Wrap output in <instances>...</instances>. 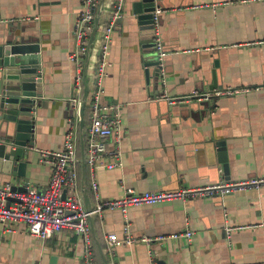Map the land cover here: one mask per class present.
I'll use <instances>...</instances> for the list:
<instances>
[{
    "label": "crops",
    "instance_id": "0c3cea01",
    "mask_svg": "<svg viewBox=\"0 0 264 264\" xmlns=\"http://www.w3.org/2000/svg\"><path fill=\"white\" fill-rule=\"evenodd\" d=\"M114 1L100 0L101 23L87 73L86 135L97 89L95 68ZM137 1L126 0L103 80L104 103L121 106L123 166L97 170L99 198L89 167H78L93 207L124 196L128 189L172 191L263 175L264 1L161 0L159 32L168 55L160 76L156 66L147 65L157 53L151 54L153 48L144 42ZM82 11L81 0H0V41L13 32L41 48L36 54L47 105L37 109L34 147L60 149L71 121L78 130L81 158L80 104L73 101L80 69L69 56L79 48L76 22ZM228 87L248 90L210 101L171 104L160 98L165 92L183 97ZM4 132L0 113V139ZM34 147L28 157L29 180L22 185L42 188L49 183L51 167ZM0 174L3 183L14 182L12 175ZM127 217L138 240L107 251L109 233L125 238ZM127 217L118 209L93 216L97 264H264V187L131 206ZM229 225L238 227L230 239ZM187 230L194 231L191 240L173 237ZM144 235L157 239L139 240ZM84 255V242L70 230L41 241L24 223L0 221V264H86Z\"/></svg>",
    "mask_w": 264,
    "mask_h": 264
},
{
    "label": "built area",
    "instance_id": "2783aa9c",
    "mask_svg": "<svg viewBox=\"0 0 264 264\" xmlns=\"http://www.w3.org/2000/svg\"><path fill=\"white\" fill-rule=\"evenodd\" d=\"M264 1V0H262ZM100 0H81L83 11L76 22V36L78 40V51L72 53L69 58L78 63L80 71L76 77L75 89L77 97L73 98L75 104H80L84 92L83 84V62L88 51V40L94 25L95 16ZM126 0H115L113 10L104 31V42L100 54L97 73V89L92 103L90 123L87 127V166L92 175V185L97 197L99 185L96 179V172L99 168L105 167L114 169L123 166L122 156V132L121 121L122 112L120 105H110L103 101L104 86L103 80L109 65V55L112 46V35L119 21L124 16ZM164 12L162 7L156 8L154 12V23L156 26V48L159 60L161 75H164L165 58L168 52L159 32L161 15ZM163 83H167L165 77ZM248 89L226 88L225 90L194 92L190 96L172 97L167 92L161 96L171 104L184 103L192 99L199 101H210L216 96L233 95ZM63 146L57 150H48L34 147L40 153V160L51 167L50 180L47 186L33 188L28 186L26 191H13L12 182L3 183L0 174V221L2 224L8 222H21L26 224L31 236L38 240L45 241L64 230H70L82 239L85 244L84 259L86 264H97L94 258L93 238L91 227V215L102 214L104 210H121L127 217L131 206L153 204L175 199L187 201L194 197L221 195L227 196L237 192L245 191L249 188L264 187V174L247 180L227 181L221 180L215 184L198 186L191 188H181L172 191H145L137 192L128 189L126 194L117 199L107 200L98 204L93 211H88L83 203L81 195V184L79 176V156L77 128L70 121ZM237 226H227V236L230 239L232 232L237 230ZM125 238H121L117 233L107 235V251L113 252L114 246L124 243L133 246L138 238L131 234V224L128 221L124 226ZM194 235L193 230L185 233L173 235V237L185 236L189 240ZM157 238L142 236L139 240L151 243Z\"/></svg>",
    "mask_w": 264,
    "mask_h": 264
},
{
    "label": "water",
    "instance_id": "95a60500",
    "mask_svg": "<svg viewBox=\"0 0 264 264\" xmlns=\"http://www.w3.org/2000/svg\"><path fill=\"white\" fill-rule=\"evenodd\" d=\"M161 0H138L135 2V12L143 25L144 42L151 45V54L157 53L155 38L156 26L154 12L162 7ZM101 2L99 4L93 28L88 40V51L83 72L84 95L80 103L82 124L80 163L87 167V143L84 110L87 98L90 94L88 83L89 55L93 49L94 40L101 23ZM102 50V48H101ZM101 50L99 55L101 54ZM41 51L39 43L25 42L18 38L16 33H9L8 37L0 41V113L4 120V134L0 139V171L12 175L13 191H26L28 186L22 182L28 177V157L35 146V125L39 104L47 105L42 87V74L40 57L36 53ZM99 65V62H98ZM148 66H156V72L160 76L158 56L156 60L149 62ZM98 73V66L95 68ZM161 98V97H160ZM225 167L228 168L227 159ZM86 175V172H85ZM29 180V179H28ZM83 203L88 211H93L91 194L86 185L84 176L81 186ZM95 214L91 215L92 218Z\"/></svg>",
    "mask_w": 264,
    "mask_h": 264
},
{
    "label": "trees",
    "instance_id": "16d2710c",
    "mask_svg": "<svg viewBox=\"0 0 264 264\" xmlns=\"http://www.w3.org/2000/svg\"><path fill=\"white\" fill-rule=\"evenodd\" d=\"M78 153H79V151H78ZM79 156L81 157L80 153H79ZM79 166H80V164H79Z\"/></svg>",
    "mask_w": 264,
    "mask_h": 264
}]
</instances>
